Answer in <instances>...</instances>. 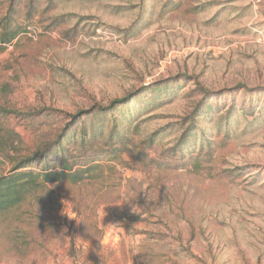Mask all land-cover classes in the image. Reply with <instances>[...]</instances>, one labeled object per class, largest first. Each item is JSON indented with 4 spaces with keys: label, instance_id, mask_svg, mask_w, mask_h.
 <instances>
[{
    "label": "rangeland",
    "instance_id": "1",
    "mask_svg": "<svg viewBox=\"0 0 264 264\" xmlns=\"http://www.w3.org/2000/svg\"><path fill=\"white\" fill-rule=\"evenodd\" d=\"M10 5L26 27L0 53V108L17 113L0 117L16 138L0 174L78 112L148 109L121 157L0 213V264H128L134 249L133 264H264V0Z\"/></svg>",
    "mask_w": 264,
    "mask_h": 264
},
{
    "label": "trees",
    "instance_id": "2",
    "mask_svg": "<svg viewBox=\"0 0 264 264\" xmlns=\"http://www.w3.org/2000/svg\"><path fill=\"white\" fill-rule=\"evenodd\" d=\"M11 9L10 5L4 15L0 9V53L26 27L14 24ZM29 16L28 14L27 25L32 22ZM128 100L129 96L116 99L106 107L69 116L67 120L68 124H73L72 129L67 125L51 142L40 145L27 154L10 156L12 166L9 172L0 174V213L17 209L28 196L44 186L62 182L81 183L86 175L95 171V162L102 157L111 160L121 157L142 122L140 116L148 109L144 104L132 109L130 105H126ZM14 114L17 115L16 112L0 108V117L3 116L5 120ZM85 116L86 120H83ZM3 132L0 143L5 141L8 147L7 143L15 142L16 138L13 131Z\"/></svg>",
    "mask_w": 264,
    "mask_h": 264
},
{
    "label": "clouds",
    "instance_id": "3",
    "mask_svg": "<svg viewBox=\"0 0 264 264\" xmlns=\"http://www.w3.org/2000/svg\"><path fill=\"white\" fill-rule=\"evenodd\" d=\"M55 186L56 185H54V184H50V187H49L48 191L50 189L54 188ZM46 193L47 192L43 193L41 195V197L44 196ZM62 201H63V203H62L63 204V207H62V209L60 211V215L61 216H64V217H67V219L70 220V221H75L76 223H79L80 220L77 219V213L73 209L72 202L71 201H68V200H62ZM125 203H126V201H120V202H117V205H119V206L122 207L123 205H125ZM129 206H130L131 212L134 213V214H137L138 208H136L134 206H131V205H129ZM101 215L102 216L105 215V209L103 207L101 209ZM62 229H63L64 232H67L68 231V229H67L66 226L65 227H62ZM86 233H87L88 236L91 235L89 233V231H88L87 228H86ZM81 241L84 244L85 254L87 255L88 254V251H89V248L91 247V240L90 239H86V238H81ZM138 251H139L138 249H134L133 250V252L130 254L128 264H133L132 259H131V256L137 254ZM95 253H96V255L98 257L102 256V250H96Z\"/></svg>",
    "mask_w": 264,
    "mask_h": 264
}]
</instances>
